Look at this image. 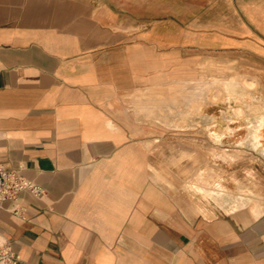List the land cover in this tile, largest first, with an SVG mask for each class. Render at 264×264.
<instances>
[{
	"label": "crops",
	"instance_id": "crops-1",
	"mask_svg": "<svg viewBox=\"0 0 264 264\" xmlns=\"http://www.w3.org/2000/svg\"><path fill=\"white\" fill-rule=\"evenodd\" d=\"M227 1L216 17L158 5L136 25L111 0H0V166L46 190L0 202L23 264H264V191L203 212L155 180L136 128L209 63L264 74V0ZM166 107L156 117L180 113Z\"/></svg>",
	"mask_w": 264,
	"mask_h": 264
},
{
	"label": "rangeland",
	"instance_id": "rangeland-1",
	"mask_svg": "<svg viewBox=\"0 0 264 264\" xmlns=\"http://www.w3.org/2000/svg\"><path fill=\"white\" fill-rule=\"evenodd\" d=\"M111 2L124 19L127 6L132 9L134 13L131 11L129 15H134L136 25L142 24L148 9L158 5L178 6L183 17L190 18L196 10H199L196 15L216 17L217 12L206 10L228 3L227 0ZM234 64L227 66L215 61L205 64L200 76L184 77L180 92L168 94L169 98L163 100L166 102L152 104V124L136 126L138 132L149 131L151 135V163L157 168L155 180L160 178L173 197L197 200L203 212L231 210L229 203L238 197H254L264 191V74L240 71ZM140 98L136 101L139 110L143 104ZM167 105L180 113L170 119L156 117L154 108L166 114ZM207 191L222 192L229 199L218 201Z\"/></svg>",
	"mask_w": 264,
	"mask_h": 264
},
{
	"label": "built area",
	"instance_id": "built-area-1",
	"mask_svg": "<svg viewBox=\"0 0 264 264\" xmlns=\"http://www.w3.org/2000/svg\"><path fill=\"white\" fill-rule=\"evenodd\" d=\"M24 191H29L35 196H41L46 192L41 184L24 174L22 166H0V202H14ZM9 209L15 214L22 215L24 208L20 204L14 203ZM23 262L20 253L13 248L10 241L1 238L0 264H23Z\"/></svg>",
	"mask_w": 264,
	"mask_h": 264
},
{
	"label": "bare ground",
	"instance_id": "bare-ground-1",
	"mask_svg": "<svg viewBox=\"0 0 264 264\" xmlns=\"http://www.w3.org/2000/svg\"><path fill=\"white\" fill-rule=\"evenodd\" d=\"M231 207H236V205L233 203V204H231Z\"/></svg>",
	"mask_w": 264,
	"mask_h": 264
}]
</instances>
